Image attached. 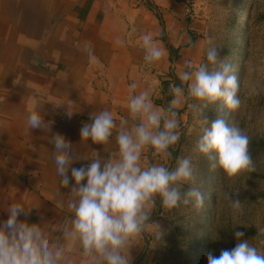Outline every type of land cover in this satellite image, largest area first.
Segmentation results:
<instances>
[{"label":"crops","instance_id":"1","mask_svg":"<svg viewBox=\"0 0 264 264\" xmlns=\"http://www.w3.org/2000/svg\"><path fill=\"white\" fill-rule=\"evenodd\" d=\"M195 7L194 0H0V221L13 202L32 207L19 218L46 233L70 220L75 181L68 188L55 184L52 136L64 137L77 158L72 167L79 168L96 154L114 153V139L94 145L81 141L79 130L102 110L117 122L127 118L132 82L136 93L148 90L156 106L167 107L178 73L196 62L204 43V16H195ZM146 33L164 51L152 66H145L140 46ZM67 105L74 109L70 118ZM30 110L50 129H30ZM129 255L131 264H150L145 239Z\"/></svg>","mask_w":264,"mask_h":264},{"label":"clouds","instance_id":"2","mask_svg":"<svg viewBox=\"0 0 264 264\" xmlns=\"http://www.w3.org/2000/svg\"><path fill=\"white\" fill-rule=\"evenodd\" d=\"M140 46L145 66H152L164 55L151 33L142 35ZM206 60L208 63L198 66L191 61L185 64L178 73L180 84L171 86L174 98L167 107L156 106L148 90L136 93L138 85L134 81L128 88L127 118L117 122L110 110L90 114V122L83 123L79 130L81 141L105 145L114 139L115 151L107 159L96 154L87 159V165L72 167L77 158L64 137L54 134L55 184L68 188L70 180L75 181L67 202L70 220L46 233L40 224L19 218L29 215L32 207L9 203L8 217L0 221V264H77L78 260L79 264H131L129 250L133 244L146 236L159 240L162 235L151 219L157 201L164 210L181 204L201 209L204 194L199 187L191 186V159L177 157L174 167L165 161L180 140L177 109L182 99L199 102V107L189 104L197 115L221 100L230 111L241 105L232 65L221 62L209 68L210 64L217 65L216 47L207 50ZM67 109L65 114L70 118L74 109L69 105ZM205 123L195 144L196 153L209 158L214 153L212 166L228 178L255 171L249 136L241 127L219 118ZM27 125L30 129H50L38 110L29 111ZM148 150L150 162L145 156ZM184 185L190 186L182 191ZM225 199L232 208H240V200L232 199L231 194L226 193ZM57 231L60 235L52 238L50 233ZM258 235L264 245V228ZM234 236L240 242L231 250H222L218 257L209 251L207 264H264V251L241 240L243 231H235Z\"/></svg>","mask_w":264,"mask_h":264},{"label":"rangeland","instance_id":"3","mask_svg":"<svg viewBox=\"0 0 264 264\" xmlns=\"http://www.w3.org/2000/svg\"><path fill=\"white\" fill-rule=\"evenodd\" d=\"M195 9L203 13L204 43L194 63H208L207 50L216 47L217 67L225 62L232 65V74L239 84L240 107L230 111L224 102L203 108L199 115L189 99L177 113L180 140L165 161L175 166L177 157H188L194 167L191 186L199 187L204 204L199 210L183 205L164 210L159 201L152 213V222L161 230L159 240L145 237L146 257L150 264H207L206 254L219 256L222 250H231L240 240L235 231H243L241 240L264 251L259 243V229L264 228V0H194ZM235 123L249 136V153L255 171L242 172L228 178L211 158L194 151L203 127L216 119ZM190 185H184L182 191ZM240 200L234 209L225 194ZM160 227V229H159Z\"/></svg>","mask_w":264,"mask_h":264},{"label":"built area","instance_id":"4","mask_svg":"<svg viewBox=\"0 0 264 264\" xmlns=\"http://www.w3.org/2000/svg\"><path fill=\"white\" fill-rule=\"evenodd\" d=\"M197 14H199V13H198V12H196V15H197ZM196 15H195V16H196Z\"/></svg>","mask_w":264,"mask_h":264}]
</instances>
